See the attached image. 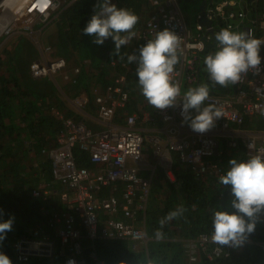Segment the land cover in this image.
I'll list each match as a JSON object with an SVG mask.
<instances>
[{"label":"crops","instance_id":"1","mask_svg":"<svg viewBox=\"0 0 264 264\" xmlns=\"http://www.w3.org/2000/svg\"><path fill=\"white\" fill-rule=\"evenodd\" d=\"M3 1L0 0V4L7 8ZM8 1L12 5L19 1L17 8L21 9L22 0ZM64 1L66 3H62L52 14L49 13L46 19L33 16L26 27L20 23V20L11 22L10 13L0 14V27L1 23L6 26L0 28V145L4 147V152H13L14 157L20 161L21 173L26 171L35 176H46L45 171L48 170L46 167L50 165L49 157L47 154H41L40 150L42 148H55L58 145L57 138L62 125L60 114L81 121L96 133L110 128H122L126 116L134 114L136 115L135 126L143 135V149L138 160H127L126 164L134 168L138 176L147 180L149 188L151 186L155 190L154 192L150 190L149 193L151 205L152 203L166 205L167 174L166 177H157L158 173L160 170L167 172V170L173 169V155L176 154L174 141L185 138L197 142L198 132L191 129L189 122L181 118L174 107L171 109L172 118L168 121L162 120L155 108L146 101L142 94L137 68L140 49L143 47L141 43L146 36L143 35V32H145L146 23L151 15L161 12L162 9L167 12L178 11L186 23L180 8V3L184 0H170V4H161V9L155 8L150 0H111V3L115 4L117 8L129 9L139 17V23L134 29L135 36L129 44L121 47V55L112 53V48L106 52L98 50L96 55H86L83 59L84 62L79 61L80 64H76V61L80 60L82 55H79L73 48L72 50L69 48L70 55H61L64 49L62 45L63 35L67 37L71 33V25H60L58 22L71 0ZM210 4L208 0H201L194 25L191 26L186 23L191 33L197 32L196 23L203 25V30L199 32L204 43L202 51L205 47L206 49L201 51L188 66H183L182 75L177 84L181 93L177 98L184 101V94L189 89L196 88L201 84H208L210 94L230 97L235 107L242 111V103L238 97L239 92L236 90L242 88L245 90L246 97L254 98L250 92V83L248 81L239 82L221 90L219 85L213 84L209 73L206 71L205 56L214 54L218 50L215 34L226 28L224 19L204 16V11L206 12ZM225 9L245 13L243 20L239 18L229 19V22L235 26L227 29L245 33L246 27L252 25L255 26L256 38L263 37L264 28L259 26V17L257 16L264 10V0H234V4L225 6ZM8 10L13 11L10 8ZM199 18H202V22L199 21ZM54 21L55 24L53 25ZM36 24H39V27H35ZM219 25L220 29H218ZM8 27L9 31L7 32ZM34 46L40 50V55L37 54ZM133 53L137 59L129 63L127 57ZM260 53L262 54L260 55L261 59H263L264 45L261 46ZM97 60H100L99 65L95 63ZM59 62L62 63L61 68L50 75L46 74L48 76L45 77L35 76L31 71V65L34 63L49 66L51 63L55 65ZM71 68H74L75 71L72 77L80 76L82 78V81L77 84L68 82L65 78L70 77ZM77 68L80 71H76ZM119 75L125 77V89L129 92L130 99L123 108L115 111L110 120L104 121L98 115V103L94 101L89 92L92 94L91 89L94 86L104 92L113 77ZM89 77H92L91 82ZM257 79L264 81V72L259 74ZM95 82H101L102 85L97 86ZM80 92H86L88 102L77 106L75 98ZM206 106L207 104L204 102L201 110ZM190 114L194 117L198 113L193 109L190 110ZM252 133L264 140V117L247 113L241 125L228 123L226 126H222L220 123H215L213 128L204 133V137L211 139L216 144L209 160L227 171L231 159H245V141ZM38 135H40L39 141ZM33 138L38 142L33 144ZM231 141L235 143L234 146L230 144ZM74 154L77 164L87 169L88 179L95 180L98 174L104 173L105 164L92 163L88 159V155L81 153L78 149L74 150ZM42 160L46 161L40 163ZM30 164L31 166H29ZM216 185L215 182L205 184L208 190L213 189ZM61 189L60 183L54 180H51V184L44 189H33V187L30 189L31 199L40 204L37 215L33 216L30 224L19 230L12 226V230L6 234L8 240L4 247L7 251L0 248V253L7 255L12 264H65L66 256H57L54 247L52 249L53 255L38 256L30 253L31 247L23 250L24 246L19 242L20 237L25 235L36 234V237L40 238L46 230L47 234L52 236L51 229L48 227L50 216L58 210L67 211V207L58 198ZM123 189V183L112 182L92 190V195L97 201L108 198L110 195H114L120 201ZM216 202L221 203V199H217ZM170 203L172 202L167 205ZM173 203L176 202L173 201ZM72 208L70 211L76 217L80 237L74 241L76 247L72 250L71 255L79 264H128L132 255L149 257V243H152V240L157 239V237L165 239L164 232L160 229L161 221H169V219L163 217V210L151 212L153 209L143 211L133 208V218L129 220L124 219L120 211L110 215L98 214L100 223L105 219L124 220L134 227L140 228L141 232L145 233V241H143L119 239L115 236L107 237L100 231H91L85 226L81 215L76 216V213L73 212L75 206ZM184 216L185 214H181L179 217H173L170 228L176 230L175 238L182 242L181 252L184 264H189L183 252V244L188 236L180 227L183 224ZM158 232L159 235H157ZM5 240L6 238L1 242ZM107 244H113V246L107 247ZM119 244L121 247H116ZM242 252L234 254L232 257L243 258ZM252 252L251 250L249 255ZM201 256L204 257L199 252L197 261L193 264H202ZM255 256L259 257L258 251L255 252Z\"/></svg>","mask_w":264,"mask_h":264},{"label":"built area","instance_id":"2","mask_svg":"<svg viewBox=\"0 0 264 264\" xmlns=\"http://www.w3.org/2000/svg\"><path fill=\"white\" fill-rule=\"evenodd\" d=\"M155 8L161 9V4H170V0H150ZM211 4L204 11V16L208 18L224 19L226 28H232L234 24L229 19L239 18L243 20L245 13L243 11H235L225 9L227 5H233L234 0H208ZM56 0H25L21 5L20 14L13 18V21L20 20L25 27L33 16L44 15L47 17L50 11L55 7ZM259 26L264 28V10L258 13ZM3 26L1 28H4ZM10 27V26H9ZM9 27L6 31H9ZM197 32L191 33L181 14L177 12H167L162 9L161 12L154 13L147 21L145 26L146 35L142 42L146 45L149 41L154 40L159 31L165 29L172 31L181 39V46L177 49L180 61L175 65L174 71L171 73V82L178 84L182 75L184 65H189L194 58L204 48L203 39L200 30L203 25L196 23ZM11 29V27H10ZM220 29V25L218 26ZM245 33H250L253 37H257L255 26L249 25L245 29ZM264 39V33L263 37ZM259 55H262L259 52ZM62 63H51L49 66L34 63L31 65V71L35 76L49 74L60 68ZM79 71V69H76ZM264 72V58L258 68L250 69L247 73H242L241 81H248L251 85V94L254 98L245 96V90L242 88L236 90L239 92L238 97L242 103V111L235 107L232 99L225 95L210 94L209 99L205 101L209 104L219 107L223 116L215 121L222 126L228 123L241 125L245 120L247 113L264 117V81L257 79L259 74ZM74 81V80H73ZM94 101L98 103L97 112L102 120H110L117 109L123 108L130 99L129 92L125 89V77L122 75L114 77L112 83L108 85L104 92L98 87L91 89ZM88 96L86 92H80L75 98L77 106L86 104ZM181 99L177 98L175 106L166 109H156L163 121L172 118L171 109L176 108L178 115L184 118L182 114ZM62 128L57 138L58 145L55 148H42L41 154H47L49 164L52 170L53 180L61 184L62 189L59 197L63 203L72 210H77L81 215L85 226L91 231H100L103 235L115 236L119 239H133L145 241V233L141 229L134 227L128 221L105 219L99 222L98 214H113L120 211L124 219L133 218V208L138 210H146V202L149 193V183L146 179L136 174V170L127 166V160L136 161L141 157L143 149V135L135 126L136 115L128 114L122 128H110L102 132H93L89 127L81 121L74 120L70 117H62ZM190 123V121H188ZM205 133V132H204ZM204 133H197V142L179 138L174 141V150L178 152L179 159L189 165L194 177L202 179L205 175H224L222 166L209 160L216 144L209 138L204 137ZM231 145H235L233 141ZM74 149H78L81 153H86L88 159L92 163H102L106 165L104 173L96 176L95 180L88 179V171L84 167H78L74 158ZM246 157L244 161L253 155L264 156V140L255 133L249 134L245 141ZM170 179L174 176L168 173ZM112 182H121L124 189L119 201L114 195L104 198L101 201L95 200L92 190L98 189L102 185H109ZM51 183H47L44 179H39L35 189H44ZM38 191V190H37ZM61 215V216H60ZM54 222L62 224L58 227L59 234L63 237H73L77 234L74 227V215L70 212L54 214ZM214 232V231H213ZM213 233H200L194 239H186L183 244V252L186 255L189 264L197 261V255L201 252L207 258H221L223 260L230 259L234 254L244 251L246 241L244 239L239 244L230 242L226 245L218 244L212 239ZM253 240L250 241V243ZM24 246L23 250L32 248L30 253L38 256H50L54 247V241L51 239H39L35 237H24L19 240ZM257 249L252 252L254 257L258 251V259L249 261V264H264V241H257ZM73 260L75 264H79L74 257H66L65 264L69 260Z\"/></svg>","mask_w":264,"mask_h":264},{"label":"clouds","instance_id":"3","mask_svg":"<svg viewBox=\"0 0 264 264\" xmlns=\"http://www.w3.org/2000/svg\"><path fill=\"white\" fill-rule=\"evenodd\" d=\"M24 1L25 0H22L21 5ZM56 7L58 8L60 6L56 4L53 9ZM53 9L50 11V14H52ZM47 17L44 15L40 16L41 19H46ZM11 22H13V20H11ZM138 23L139 17L131 10L117 8L115 4L111 3V0H100L99 11L91 17L82 32L85 35H94L95 39L93 42L97 45H102L107 38L111 37L115 44L114 54L121 55V47L129 44L135 36L134 29ZM215 40L218 50L214 54L207 55L204 58L206 71L209 73V77L213 84L224 88L235 85L241 81L242 73H247L250 69L258 68L261 65L262 59L259 52L261 46L264 45V39L255 38L250 33L233 32L225 28L215 34ZM141 44L143 47L140 49L139 53L137 75L143 96L146 101L156 109H166L175 106L177 97L180 96L181 89L179 85L171 82V73L174 71L175 65L180 61L177 49L181 46V39L172 31L165 29L159 31L154 40L149 41L146 45L143 42ZM127 59L128 62L131 63L135 61L137 57L133 53L128 55ZM55 71L49 73V75ZM65 78L68 82L77 84V77ZM95 83L97 86L102 85L99 82ZM209 95L210 89L208 84H201L196 88L189 89L184 94L182 114H184L185 121H190L189 126L195 132L204 133L210 130L215 126V121L223 116L222 110L211 104L203 107L201 110V106L209 99ZM193 109L198 113L194 117L190 114V110ZM60 115L65 117L62 114ZM68 117L72 118L71 116ZM176 153L178 156V152ZM74 158L78 167H84L77 164L75 154ZM183 163L187 165L185 162ZM50 171V178H46L45 175H33V177H36L37 182L42 178L47 183H51V180L54 179L51 167ZM168 173H171L174 178L170 179ZM164 174L165 176L167 174V180L169 182L175 181L176 178L172 169L167 170V172L165 171ZM210 176L216 175L211 174ZM217 177L221 185L231 187V193L234 197L231 201V207L236 211L232 213L224 210L215 211L212 239L214 242L221 245H226L230 242L239 244L244 239L245 233H251L254 230V217L258 213L264 211V156L253 155L246 161L231 159L229 161L228 170L224 172V175ZM216 186H218V184ZM32 187L33 189L36 188V186ZM150 190L151 186L149 188V193ZM149 193L146 202V210H148ZM58 198L59 201L65 205V203L61 201L59 193ZM174 199L175 198L172 199V202ZM63 211L64 210H58L50 216L48 227L51 229L50 233L52 236L47 234L46 230L39 238L53 240L55 250L57 244L61 243L70 246L76 245L74 241L80 237L75 216L74 227L77 230V234L73 237L66 238H63L59 234L58 227L62 224V221L55 223L53 215L60 214ZM67 212L71 213L68 207ZM73 212L76 213V216L79 215L77 210H73ZM175 216L178 217V213L172 211L168 214L166 219H172ZM245 217L248 219L246 220ZM13 221L14 217L0 222V241L5 239L7 232L12 230ZM163 223L164 221L162 220L161 224ZM199 234L200 233H198L196 237ZM157 235H159V232ZM24 237L38 238L36 234H34L22 236L20 239ZM155 240H153V242ZM130 263L132 262L128 264ZM0 264H12V261L7 255L0 253ZM67 264H75V262L70 259Z\"/></svg>","mask_w":264,"mask_h":264},{"label":"trees","instance_id":"4","mask_svg":"<svg viewBox=\"0 0 264 264\" xmlns=\"http://www.w3.org/2000/svg\"><path fill=\"white\" fill-rule=\"evenodd\" d=\"M99 3L100 0H73L69 2L66 8L67 10L62 12V16L58 22L60 25H75L78 29L72 31L70 35L66 37L62 43L63 46H70L79 55L82 53L80 50H77L74 44L84 48L86 55H96L98 50H104L106 52L111 48L112 53L115 51V44L111 37L107 38L102 45H97L93 42L95 39L94 35H85L82 32L91 17L99 11ZM95 63L100 64V60H97ZM91 78L92 77H89V81ZM103 78L105 79V77ZM80 81H82V78L77 76V83ZM223 88L224 87L220 86L221 90ZM31 132L33 133L32 128ZM39 137L40 135H38V141ZM38 141L34 138L32 139L33 144ZM36 160L35 163L37 164ZM44 161L46 160H42L40 163ZM183 164L184 163L178 159L177 153L173 155L172 170L176 179L173 182L167 180L166 202L168 204L175 198L174 202L176 203L174 204L172 202L169 205L160 203L154 205L151 208L153 209L151 212L163 210V217H167L172 211H176L178 217L181 214H185L183 224H181L180 227L187 233V238H192L201 232L210 233L214 231L213 218L215 211L224 210L232 213L236 210L231 207V201L234 197L231 193L230 186L221 185L217 176L205 175L202 179H196L191 169ZM29 166H31V164ZM157 177L166 176L164 172L160 170ZM212 182H215L218 186L208 190L205 184ZM37 183L36 177H33L31 172H20V161L14 157L13 152H4V147L0 145V222L14 217L12 226L17 230L31 223L33 216L37 215L40 206V204L33 201L30 196V189L32 186L35 187ZM151 190L152 192L155 191L152 187ZM217 199H221V203L216 202ZM258 214L256 216H258ZM255 217L254 230L251 233H245L244 240L246 244L241 254L243 258H237L235 256L223 260L221 258L210 259L201 256V261L203 259L202 264H249V261L253 259L252 256H249L252 250L250 241H264V222L257 220ZM245 219L247 220L248 218L245 217ZM172 223L173 220L169 219V221L164 220V223L161 224L162 226L160 229L164 232L163 236L165 239L163 240L160 238L157 243H154L153 240L152 243H149V257H137V255H132L129 260L132 262L130 264H183V257L180 253H177L181 251L180 241L175 238L177 232L170 228ZM7 240L8 237H6L5 241H0V248L4 251H7L4 247ZM110 246H113V244H107V247ZM172 246L179 247L176 253L172 250L173 248L171 249ZM116 247L121 246L119 244L116 245ZM254 258L258 259V256Z\"/></svg>","mask_w":264,"mask_h":264},{"label":"rangeland","instance_id":"5","mask_svg":"<svg viewBox=\"0 0 264 264\" xmlns=\"http://www.w3.org/2000/svg\"><path fill=\"white\" fill-rule=\"evenodd\" d=\"M200 1L201 0H184L182 3H180V8H181V12H182V14H183V16H184V18H185V20H186V23H187V25H191V26H193L194 25V23H195V21H196V16H197V12H198V5H199V3H200ZM8 0H4L3 1V4H5L6 6H7V4H8ZM63 2V0H56V4H57V6H61V3ZM63 3H66L65 1L63 2ZM4 6H2L1 4H0V14L1 13H10L11 14V16H10V18H11V20L13 19V18H15V15L16 14H14V11H12V12H10L9 10H8V8H4ZM55 9H57V7L55 8ZM55 9H53V11L55 10ZM52 11V12H53ZM19 14V13H18ZM17 14V15H18ZM56 20V19H55ZM20 22V21H19ZM53 25L55 24V21L52 23ZM35 27H39V24H36L35 25ZM78 29V27H76L75 25H72L71 26V32L72 31H76ZM192 29V28H191ZM193 31V30H192ZM63 39L65 40L66 39V36L65 35H63ZM74 46L77 48V50H80L81 51V59L80 60H77L76 61V64H80L79 63V61H81V62H84V58H85V56H86V52H85V50H84V48H82V47H79L78 45H76V44H74ZM35 47V49H36V52H37V54L38 55H40V50L37 48V46H34ZM64 47V49H63V51L61 52V55H70V52H69V48L72 50V48L70 47V46H63ZM42 48H44V46H42ZM66 57V56H65ZM99 65V64H98ZM69 74V73H68ZM74 74H75V71H74V68L72 69L71 68V74H69V76H70V78L72 77V76H74ZM32 75V74H31ZM33 76V75H32ZM45 76H48V75H42V76H38V77H45ZM33 77H35V76H33ZM185 92V91H184ZM186 93V92H185ZM89 94L90 95H92L90 92H89ZM40 159V158H39ZM46 168H48V170L46 169V178H50V165H48ZM226 174V173H225ZM180 201H181V199H180ZM154 206V204L152 203V205H151V200H150V198H149V203H148V210L149 209H151L152 207ZM264 211H262L261 213H259L258 214V216H256L255 218L257 219V220H260V221H262V222H264ZM258 240H253V242L251 243V246H252V251L254 252L256 249H257V244L255 243V242H257ZM180 245H182V242L180 241ZM173 248V249H172ZM178 246L177 247H171V249L176 253L177 251H178ZM170 249V250H171ZM177 253H180L181 254V256H182V252L181 251H178ZM183 264H184V261H183Z\"/></svg>","mask_w":264,"mask_h":264},{"label":"flooded vegetation","instance_id":"6","mask_svg":"<svg viewBox=\"0 0 264 264\" xmlns=\"http://www.w3.org/2000/svg\"><path fill=\"white\" fill-rule=\"evenodd\" d=\"M195 237L187 238V239H194ZM159 240H160V238H157L154 242L157 243ZM75 247H76V245L70 246L68 244H62V243L61 244H57V247H56V251H57V254H58L57 256H59V257H64V256H66V257H69V256L70 257H74L73 255H71V252H72V250Z\"/></svg>","mask_w":264,"mask_h":264},{"label":"bare ground","instance_id":"7","mask_svg":"<svg viewBox=\"0 0 264 264\" xmlns=\"http://www.w3.org/2000/svg\"><path fill=\"white\" fill-rule=\"evenodd\" d=\"M18 5H19V1L16 2L14 5L8 3L6 7H7V8H10L11 10H13V11H14V14L17 15V14L19 13V9L17 8ZM16 15H15V16H16ZM2 26H3V24L1 23V27H2ZM1 27H0V28H1Z\"/></svg>","mask_w":264,"mask_h":264},{"label":"water","instance_id":"8","mask_svg":"<svg viewBox=\"0 0 264 264\" xmlns=\"http://www.w3.org/2000/svg\"><path fill=\"white\" fill-rule=\"evenodd\" d=\"M199 21L202 22V18H199ZM207 26H209V25H207ZM205 49H206V47H205ZM205 49H204L203 51H205ZM203 51H202V52H203Z\"/></svg>","mask_w":264,"mask_h":264}]
</instances>
